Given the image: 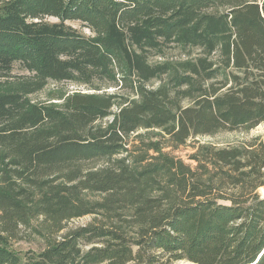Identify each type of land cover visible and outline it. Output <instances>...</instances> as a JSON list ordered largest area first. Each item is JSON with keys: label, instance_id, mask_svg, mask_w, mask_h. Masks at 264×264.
<instances>
[{"label": "trees", "instance_id": "trees-1", "mask_svg": "<svg viewBox=\"0 0 264 264\" xmlns=\"http://www.w3.org/2000/svg\"><path fill=\"white\" fill-rule=\"evenodd\" d=\"M3 78L0 264H264V135L164 151L264 123V0H0Z\"/></svg>", "mask_w": 264, "mask_h": 264}, {"label": "rangeland", "instance_id": "rangeland-1", "mask_svg": "<svg viewBox=\"0 0 264 264\" xmlns=\"http://www.w3.org/2000/svg\"><path fill=\"white\" fill-rule=\"evenodd\" d=\"M50 21L54 22L56 20L51 19ZM67 26H70L74 29H76L79 33L84 35H89V32L87 29L83 28L78 22H66ZM198 54V50H186L183 51L180 48H171L169 50H166L164 55L153 57L150 59V62L152 64H158V63H177L182 62L189 58H194ZM28 73L21 70L18 65H14L13 70L11 72V76H27ZM13 78H7V79H0V93L5 92L8 87H4L2 84L4 82H12ZM165 82V78L162 77L154 82L151 83L152 88H157L161 84ZM113 92L114 90H110ZM75 92H81V93H92L83 86H78L73 83L69 82H53L50 81L47 83V85L44 87V89L38 93L32 94L27 96L28 100L35 104H43V105H50L54 107H61L66 97L72 93ZM184 105H190L189 101L183 102ZM113 114L117 113V108H115L112 111ZM112 118H108L104 122L111 121ZM157 133L154 132V134ZM264 135V123L258 126L257 128L249 131V132H223L220 134H217L213 137H196L193 139H190L185 146L179 147L178 149L172 150L170 148L165 149L164 151L171 154L172 156L181 159L186 164H190L194 166V163L191 162L188 158L191 154L195 152V149L200 145H212L215 147H226L230 145H235L238 143L246 142L254 137L262 136ZM134 136L130 138V140H133ZM135 146L138 145V141H134ZM262 190V191H261ZM258 193L261 197H264V187L260 188L258 190ZM91 216H86L80 219H75L68 223V228H75V227H81L84 226L92 221ZM30 245L28 244H22L20 246L21 249L25 250L29 248ZM179 264H189L186 262H181Z\"/></svg>", "mask_w": 264, "mask_h": 264}, {"label": "bare ground", "instance_id": "bare-ground-1", "mask_svg": "<svg viewBox=\"0 0 264 264\" xmlns=\"http://www.w3.org/2000/svg\"><path fill=\"white\" fill-rule=\"evenodd\" d=\"M262 191V190H261Z\"/></svg>", "mask_w": 264, "mask_h": 264}]
</instances>
